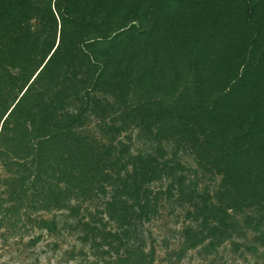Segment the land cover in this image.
Segmentation results:
<instances>
[{"label": "trees", "instance_id": "16d2710c", "mask_svg": "<svg viewBox=\"0 0 264 264\" xmlns=\"http://www.w3.org/2000/svg\"><path fill=\"white\" fill-rule=\"evenodd\" d=\"M89 114L192 149L222 178L221 207L209 195L196 206L205 223L264 210V0H0V163L31 160L35 186L58 175L57 208L101 182L121 187L128 199L109 207L130 229L177 154L159 148L123 168L80 134Z\"/></svg>", "mask_w": 264, "mask_h": 264}, {"label": "rangeland", "instance_id": "374dc122", "mask_svg": "<svg viewBox=\"0 0 264 264\" xmlns=\"http://www.w3.org/2000/svg\"><path fill=\"white\" fill-rule=\"evenodd\" d=\"M74 104L69 109L75 113ZM112 125L128 126L89 114L80 134L96 153L112 151L114 161L120 159L123 168L138 156H158L159 148L168 160L177 154L176 175L147 186L143 218L132 222L130 229L123 228L109 205H124L128 198L118 200L121 187L104 182L86 196H63L65 201L57 208L52 201L60 188L65 189L58 175H46L35 186L31 160L26 167L0 163V264H264L262 208L223 209L224 224L214 218L205 223L196 206L203 205L202 197L209 195L211 207H221L222 178L190 148L178 151L174 141L159 143L143 137L132 125L110 134ZM49 157L54 165L56 151ZM128 169L132 173V166ZM111 173L117 178V171ZM24 180L28 189L18 184ZM44 223L53 224L56 231Z\"/></svg>", "mask_w": 264, "mask_h": 264}]
</instances>
